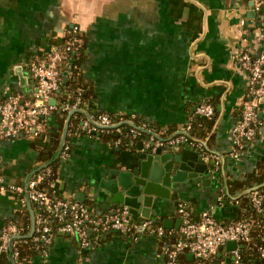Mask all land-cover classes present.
I'll use <instances>...</instances> for the list:
<instances>
[{
  "label": "crops",
  "instance_id": "obj_1",
  "mask_svg": "<svg viewBox=\"0 0 264 264\" xmlns=\"http://www.w3.org/2000/svg\"><path fill=\"white\" fill-rule=\"evenodd\" d=\"M74 24L85 37L82 69L93 90L90 108L149 120L167 134L183 130L192 116L190 133L223 154L220 171L208 167L204 175L179 183L178 194L155 201L149 216L163 224L169 217L177 229L181 199L196 213L213 210L222 222L239 217L243 207L234 199L256 185L250 173L264 156V123L262 135L234 158L231 128L249 98V77L238 56L264 46V0H0V97L16 90L31 94L27 62L63 43ZM203 100L215 104L212 118L195 113ZM44 121V130L58 124L53 112ZM50 137L0 138V183L22 182L42 162ZM139 140L144 139L120 147L99 134L72 135L70 155L58 162L50 188L75 199L80 190L83 199L78 200L93 212L111 211L114 204L100 182L110 177L111 168L136 159ZM222 189L227 197L219 201ZM21 215L16 193L0 190V230ZM163 248L147 231L136 237L107 233L88 247L57 232L47 254L36 253L27 264H163ZM232 257L225 243L204 263L188 252L180 264H232ZM0 264L11 261L0 255ZM241 264H264V258L246 250Z\"/></svg>",
  "mask_w": 264,
  "mask_h": 264
},
{
  "label": "built area",
  "instance_id": "obj_2",
  "mask_svg": "<svg viewBox=\"0 0 264 264\" xmlns=\"http://www.w3.org/2000/svg\"><path fill=\"white\" fill-rule=\"evenodd\" d=\"M78 32L79 26L74 24L70 36L66 37L63 43L27 62L34 82L31 94L16 90L6 92L0 97V138H15L20 135L32 138L44 131V117L48 113L59 110L65 111L67 116L69 111H72L71 114L82 111L85 117L81 120V127L90 133L114 131L118 134L110 141L111 145L120 146L123 143L120 134L124 133L133 140L144 139V146L150 145L152 140L155 141L154 147L166 148L186 142L200 151L201 156L207 160L210 171H220L223 154L211 150L204 139L190 133L192 116L180 132L164 134L149 120L139 123L132 117L125 118L123 113H117L120 120H116L109 112L90 108L89 100L82 98L81 91L73 98L57 100L56 92L64 87L70 68L69 52L81 42L77 36ZM238 61L249 77V98L244 102L240 116L231 128L232 145L229 152L237 159L263 132L264 119L259 116L258 105L264 101V46L256 51H241ZM51 98L54 99L53 102L50 101ZM215 112L216 106L209 100L199 102L195 109V113L209 118H212ZM129 119L139 124V127L126 122ZM72 135L77 133H68L67 120L66 134L56 158L59 162L66 160L70 155ZM50 163L32 173L27 183L26 196L21 182L7 185L0 183V190L9 188L16 193L21 211L28 210V199L33 214V226L29 235L24 234L30 230V213L26 230L15 219L6 222L0 230V255H11V264L28 263L29 259L21 253L23 243H31L38 253L46 255L57 231L76 236L80 245L85 247L93 246L107 233L119 232L125 236L136 237L140 231L152 232L164 243L163 264H180V254L188 252L194 254L197 262L204 263L205 260L211 259L221 245L231 239L237 241V246L232 249V264L242 263L245 243H252L258 251L257 255L264 258V184L245 192L247 206L243 207L244 212L228 222L216 219L211 209L196 213L189 202L180 199L177 211L182 222L175 229L150 216L134 219L128 207L113 206L111 211L95 213L85 201L55 194L50 184L54 180L52 176L56 168ZM47 180L50 181L49 186H42ZM226 197L227 193L222 189L218 196L219 201H224ZM234 200L240 204L239 197ZM258 235L261 236V241L257 238ZM174 236L173 240H165V237Z\"/></svg>",
  "mask_w": 264,
  "mask_h": 264
},
{
  "label": "water",
  "instance_id": "obj_3",
  "mask_svg": "<svg viewBox=\"0 0 264 264\" xmlns=\"http://www.w3.org/2000/svg\"><path fill=\"white\" fill-rule=\"evenodd\" d=\"M50 101L53 102L54 99L51 98ZM258 106L259 116L260 118H264V101H261ZM71 112L69 111L66 116L60 143L52 158L31 168L21 182L25 196L27 183L32 173L57 158L66 134L67 120ZM126 122L139 127V124L133 120L129 119ZM144 145L143 140H139V151L136 159L127 166L111 168L109 170L110 177L103 178L100 182V186L108 192L107 199L114 206L128 207L134 219H138L139 216H149L155 201L169 199L172 195H177L179 183L186 181L188 178L204 175L209 167L207 160L201 156L200 151L195 146H190L186 142L169 148L164 146L154 147L155 141L153 140L150 142V145ZM262 184L264 182L251 186L244 190L243 193ZM82 193V191L77 190L75 197L83 199ZM228 193L230 194L229 191ZM26 200L31 218V226L29 232L24 235H29L33 226V214L30 202L28 199ZM181 222L182 218L178 220V227ZM171 223V218H164L165 226L171 227ZM226 244L228 248L233 249L237 246V241L231 239ZM222 247L223 245L220 246V248ZM191 255L194 256L193 253ZM9 257L11 259V255Z\"/></svg>",
  "mask_w": 264,
  "mask_h": 264
},
{
  "label": "trees",
  "instance_id": "obj_4",
  "mask_svg": "<svg viewBox=\"0 0 264 264\" xmlns=\"http://www.w3.org/2000/svg\"><path fill=\"white\" fill-rule=\"evenodd\" d=\"M71 31H72V28L69 29L67 37L70 36ZM77 36H79V38L81 39V42L78 44V46L76 48H74L73 50H71L69 52L70 68H69V71L66 74L67 76H66V79L64 81V87L60 88L56 92V99L59 100V101H63L65 98H73L75 95H77L78 91H81V95H82V98L84 100H90V99L93 98L92 86L89 85L88 83H86L85 80H84V77H83L82 64L86 60V55H87L84 33L83 32H78ZM63 64H64V62H63ZM53 113L56 115V117L58 119L57 126L52 127L51 130L46 128V130L38 133L35 137H33L35 139H39V138H42L46 133L50 134V136H51L50 137V141H48V144L43 146L44 147L43 150H45L47 152L45 153V155L40 156L39 159L42 162L50 160L52 158L53 154L55 153V151H56V149H57V147L59 145L60 134H61V131H62V128H63V125H64V120H65V117H66V112L65 111L55 110ZM109 113L112 114L113 117L116 120H120V116L119 115H116V114H114L112 112H109ZM84 117H85V115H84V113L82 111L73 112L70 115L69 119H68V133L69 132H76L77 134H92L89 131H87L85 128L81 127V120ZM124 117L125 118L126 117H132L134 120H136L139 123H142L143 121H148L146 119L138 118L137 116H129V115H126V114L124 115ZM205 117L209 118L207 116H205ZM152 124L155 125L159 130H161L154 122H152ZM163 133L167 134L164 131H163ZM143 134L145 135V133H143ZM99 135H100V137L104 138L108 142L112 141L115 137L118 136V134L116 132H114V131L109 132V133L101 132ZM120 136H121V138L123 140V143L120 145V147H130L131 144L135 141V139L134 140L131 139L125 133L124 134H120ZM136 152L138 153V151H136ZM58 162H59V160L55 159V160L51 161L50 165L52 167H54V168H57ZM55 174H56V172L52 176L53 178L55 177ZM250 178L253 179V181H255L254 184H261V183L264 182V156L259 158L258 164H257V169L250 173ZM49 183H50V181L47 180V181L42 183V186L48 187ZM262 189H263V193H264V185L262 186ZM245 199H246V197H244V196L239 198L240 204L242 205L241 207H246L247 206V204H243L242 203V201L245 200ZM246 202L247 201H245V203ZM17 221H19L22 224V226L24 227V230L27 229V226L29 225V212H28L27 209H24L22 211L21 220H17ZM174 238H175V236L172 237V238L165 237V240L166 241L169 240V239L173 240ZM257 238L259 239V241H261V236L260 235H258ZM246 250L247 251L248 250L249 251H253L256 254L258 253L257 249L255 248V246H253L252 243H249V244L245 243L244 244V246H243V254H244V252ZM21 253H22V255L26 256L27 259H30L34 254H36L38 252H37L36 249L33 248L31 243H23L21 245ZM186 254L187 253L180 254V261H181V258L186 256ZM2 255L3 256H7L6 254H2ZM206 261L207 260H205L204 262H206Z\"/></svg>",
  "mask_w": 264,
  "mask_h": 264
}]
</instances>
